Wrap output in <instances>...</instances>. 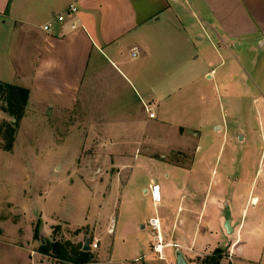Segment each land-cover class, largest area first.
Wrapping results in <instances>:
<instances>
[{
	"label": "rangeland",
	"instance_id": "374dc122",
	"mask_svg": "<svg viewBox=\"0 0 264 264\" xmlns=\"http://www.w3.org/2000/svg\"><path fill=\"white\" fill-rule=\"evenodd\" d=\"M252 74L264 79V68ZM154 78L144 73L141 83ZM203 82L157 91L161 121H138V138L129 140L121 136L126 123L102 120L101 99L91 97L88 104L82 98L53 111L33 98L22 119L6 112L0 99V121L17 127L12 150H4L0 138V264H67L40 251L55 239L89 242L96 261L86 264H177V251L197 264L216 247L227 248L225 264H264V235L244 231L232 252L236 235L227 227V210L224 221L212 219L206 244L205 234L192 226L199 217L202 223L204 213L205 223L214 213L215 174L227 163L239 176L244 164L254 173L261 169L259 184L264 181V103L245 96L232 103ZM155 185L159 196L152 193ZM195 202L200 208L205 203L201 215ZM166 207L179 224L173 243L163 226L159 234L146 224L151 217L164 218ZM252 216L253 211L245 214L247 227ZM159 243L163 253L155 249Z\"/></svg>",
	"mask_w": 264,
	"mask_h": 264
},
{
	"label": "crops",
	"instance_id": "0c3cea01",
	"mask_svg": "<svg viewBox=\"0 0 264 264\" xmlns=\"http://www.w3.org/2000/svg\"><path fill=\"white\" fill-rule=\"evenodd\" d=\"M70 2L0 0V74L5 75L0 80L28 87V105L36 98L39 106L57 111L82 98L101 99L97 104L102 105V120L126 123L121 136L129 140L138 138V121H161L159 90H182L204 81L212 90L224 91L232 103L244 96L264 103V79L252 74L264 68V0H81L75 15L64 23L53 19V29L44 30L42 25L67 11ZM194 38L204 43L192 46ZM147 72L154 81L142 85L141 75ZM174 73L177 77H170ZM140 89L149 92L144 95ZM145 105L156 117L150 119ZM131 145L137 152L138 146ZM200 150L196 148L197 154ZM170 164L179 169L189 166ZM244 166L240 176L230 163L216 172L214 213L206 223L204 213L202 223L199 217L192 224L198 234H205L201 237L205 244L213 232L212 219L224 221L225 210L229 232L236 235L232 252L244 231L264 235L262 172ZM204 204L200 208L199 202L193 203L200 215ZM165 209L166 216L159 219L173 243L179 224L169 207ZM250 211L247 227L244 217ZM195 244L176 241L190 248Z\"/></svg>",
	"mask_w": 264,
	"mask_h": 264
},
{
	"label": "trees",
	"instance_id": "16d2710c",
	"mask_svg": "<svg viewBox=\"0 0 264 264\" xmlns=\"http://www.w3.org/2000/svg\"><path fill=\"white\" fill-rule=\"evenodd\" d=\"M30 98L28 87L16 85L0 80V99L5 102L4 110L13 118L22 119ZM17 127L7 120L0 121V138L3 140L2 148L12 150L16 140ZM77 229L76 232H78ZM35 235H38L36 230ZM40 251L46 255H51L67 264H86L96 261L94 253L89 248L84 249L83 243H74L71 240L55 239L46 245L42 243ZM227 248L216 247L211 252L198 258L197 264H225ZM227 264H233L229 261Z\"/></svg>",
	"mask_w": 264,
	"mask_h": 264
},
{
	"label": "built area",
	"instance_id": "2783aa9c",
	"mask_svg": "<svg viewBox=\"0 0 264 264\" xmlns=\"http://www.w3.org/2000/svg\"><path fill=\"white\" fill-rule=\"evenodd\" d=\"M80 1L81 0H72V2L69 3L67 11L59 13L57 15H55L51 20H49L48 22H46L45 24L42 25L43 29L46 31H51L53 29V19H55L57 22L59 23H64L67 21V17L69 15H75L78 11H79V7H80ZM77 26L76 23H72V27L75 28ZM134 50V55H137V53L139 52L137 47L133 48ZM148 110V115L150 118H154L156 117V112L153 111L152 109H150L149 107L147 108ZM157 191L159 193V187L157 185H155L152 188V193L154 195V192ZM148 226L153 230V232H157V233H161V221L158 217H151L148 220ZM161 235H159V240L161 241ZM93 246L95 248H97V243H94ZM163 245L161 243L158 244V246L155 247V249L160 252H162Z\"/></svg>",
	"mask_w": 264,
	"mask_h": 264
},
{
	"label": "water",
	"instance_id": "95a60500",
	"mask_svg": "<svg viewBox=\"0 0 264 264\" xmlns=\"http://www.w3.org/2000/svg\"><path fill=\"white\" fill-rule=\"evenodd\" d=\"M227 227H228L229 231H231V227L229 225V222H227ZM84 249L85 250L89 249V242H86L84 244ZM177 264H190V263H188V261L186 260L184 254L181 251H177Z\"/></svg>",
	"mask_w": 264,
	"mask_h": 264
},
{
	"label": "bare ground",
	"instance_id": "6f19581e",
	"mask_svg": "<svg viewBox=\"0 0 264 264\" xmlns=\"http://www.w3.org/2000/svg\"><path fill=\"white\" fill-rule=\"evenodd\" d=\"M155 193H156V191H155ZM159 194V193H158Z\"/></svg>",
	"mask_w": 264,
	"mask_h": 264
}]
</instances>
